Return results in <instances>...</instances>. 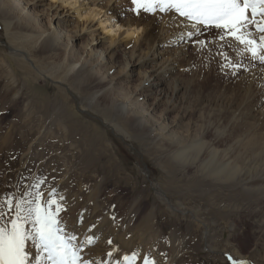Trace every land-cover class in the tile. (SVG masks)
<instances>
[{
    "label": "rangeland",
    "instance_id": "1",
    "mask_svg": "<svg viewBox=\"0 0 264 264\" xmlns=\"http://www.w3.org/2000/svg\"><path fill=\"white\" fill-rule=\"evenodd\" d=\"M123 1L127 21L151 26L154 20L159 28L166 22L163 38L192 23L174 13L137 15L132 0ZM9 13L0 5L4 214H15V203L32 198L29 193L39 190L47 197L55 190L65 209L59 216L65 232L79 238L80 231L96 228L111 241L100 256L103 264L118 259L124 247H130L129 258L136 257L132 264H231L229 255L264 264V153L242 144L248 136L264 140V73L256 75L264 72V62L247 54L250 45L200 25L185 42L165 49L162 57L174 58L185 88L167 121L175 127L170 143L159 131L164 113L154 114L153 101L143 105L149 125H157L149 132L120 112L113 94H97L98 79L112 80L114 71L77 79L59 67L64 55L58 52L34 53L32 63L18 55L17 49L28 47L25 30ZM258 32L242 30L246 40L262 46ZM132 92L133 87L125 94ZM178 143H187L181 148L189 150L186 157L176 155ZM211 149L215 154L208 161ZM26 228L31 231L30 224ZM33 250L42 255L27 241L26 251Z\"/></svg>",
    "mask_w": 264,
    "mask_h": 264
},
{
    "label": "bare ground",
    "instance_id": "2",
    "mask_svg": "<svg viewBox=\"0 0 264 264\" xmlns=\"http://www.w3.org/2000/svg\"><path fill=\"white\" fill-rule=\"evenodd\" d=\"M122 2L124 3L123 0H74L72 3L69 0H0V5H7L10 11L8 16L17 21L20 20L18 23L25 30L24 42L28 47L17 49L18 55L28 57L27 60L32 63L30 56H34V53L39 52L40 55H45L48 52H58L64 55V60L61 61L59 67L66 68L77 79L88 77L87 75L93 78L97 71L105 72L106 75L114 71L112 73H115V77H112V80L106 79V76L98 79L101 85L97 94L107 92L113 94L112 98L114 102H117L120 112L130 116L136 125L144 126L149 132H154L157 125H149L148 113L143 105L153 101L152 111L155 114L162 110L166 121L165 126L159 127V131H162L164 138L169 140L175 127L169 124L167 126V121L169 122L170 114L176 109L174 99L181 96L185 88L175 74L178 65L173 60L174 58L164 59L162 56L167 51L165 49L185 42L189 33H192L191 36L195 35L197 27L193 28L192 23L183 24V29L180 28V31L174 32L175 34L163 38L167 32L166 22L159 28L155 26L154 20L151 21V26H145L146 24L142 21H127L124 19L126 12L123 7H120ZM13 11L18 12L21 19L12 14ZM251 20L259 21V26L264 27V16L258 15ZM177 22L180 23L179 19ZM115 27L118 30H114ZM252 27L256 34L259 31L256 23L248 25L245 29ZM258 33L259 38L264 36V32ZM253 38L255 40V36ZM79 42L83 43L81 47L78 46ZM255 45L257 55L254 57L264 55V42L262 46L258 43ZM249 49L247 54L251 55L252 52ZM82 50L84 52H81ZM178 52L181 53L179 50L176 53ZM261 73L264 72H257L258 78H261ZM251 76L254 78L255 75ZM131 87H133V92L129 96L125 93ZM183 117L179 118V124L182 123ZM169 142L173 143L171 139ZM192 144L194 145L195 142ZM242 144L246 148H256L264 153V140L259 135L246 137ZM173 146L177 149L175 153L178 157L188 155L186 152L189 150L181 149L186 147L187 143L186 145L173 144ZM208 151L210 155L208 161H210L215 153H213L214 149ZM64 202L65 204L70 203L69 200ZM10 213H5L3 216V222L6 224L10 222L9 216L15 217V214L10 215ZM79 233L76 244L82 249L83 259L90 261L91 264H103L100 256L107 247H110L108 239L96 228H88ZM89 237L93 241L91 244L86 243ZM171 239L175 243L177 236H172ZM130 252V247L121 248L118 259L104 264H117V261L119 264H127L124 257H129ZM39 257L36 251H30L29 264H37Z\"/></svg>",
    "mask_w": 264,
    "mask_h": 264
},
{
    "label": "snow or ice",
    "instance_id": "3",
    "mask_svg": "<svg viewBox=\"0 0 264 264\" xmlns=\"http://www.w3.org/2000/svg\"><path fill=\"white\" fill-rule=\"evenodd\" d=\"M132 4L135 6L132 11L137 15L141 11L153 15L157 11L174 13L192 22L193 28L202 25L224 30L241 43L252 45L249 50L253 56L257 55L255 41L246 40L242 30L256 23L259 31L264 32L259 21L254 22L249 18V9L252 17L264 16V0H132ZM260 39L264 42V36ZM260 59L264 62V56ZM42 183V180H38L36 186L39 187ZM28 195L32 198L20 199L15 203V218L9 222L10 226L3 222L4 212L0 209V264H29L27 241H32L42 253L37 264H91L80 255L82 249L74 243L77 237L64 230V222L59 216L65 209L56 199L58 193L53 190L45 197L38 190ZM8 207L10 210L13 207L11 200L8 201ZM29 224L31 231L26 228ZM86 243L91 244L93 241L89 237ZM124 259L127 264H132L136 257L126 256ZM227 259L231 264H249L247 261L236 260L231 255ZM145 264H155V261L146 260Z\"/></svg>",
    "mask_w": 264,
    "mask_h": 264
}]
</instances>
